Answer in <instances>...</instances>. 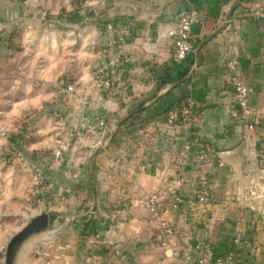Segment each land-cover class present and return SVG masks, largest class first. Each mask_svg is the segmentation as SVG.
Wrapping results in <instances>:
<instances>
[{"label":"crops","instance_id":"obj_1","mask_svg":"<svg viewBox=\"0 0 264 264\" xmlns=\"http://www.w3.org/2000/svg\"><path fill=\"white\" fill-rule=\"evenodd\" d=\"M191 6L203 11L204 21L194 26L188 59L175 63L167 31ZM124 9L131 16L115 24L118 32L131 35L123 48L130 56L125 74L131 82L127 92L111 93L92 80L110 55L111 31L104 25L69 24L48 34L29 28L27 2L0 0V195H12V186L38 184L36 171L44 169L56 217L72 219L58 220L54 235L26 241L17 264H45L46 258L51 264H89L90 259L104 264L108 256L113 264H179L169 256L170 247L190 249L193 234L202 229L190 212L200 144L216 152L205 236L226 252L236 234L244 235L250 238L243 246L244 264H264V19L258 16L264 0H131L130 7L120 6ZM47 38L53 46L48 61L26 57L40 51L30 46L41 47ZM233 55L255 88L259 122L253 130H245L232 99L226 63ZM61 80L75 83L76 91L68 93ZM190 97L198 104L191 137L198 141L180 163L186 129L170 130L167 115ZM32 109H38L30 118L34 138L15 152L16 143L3 132L19 134L15 123ZM100 117L107 119L105 131L94 125ZM72 129L79 135L72 136L63 156L43 165L44 149L54 150L56 138ZM175 176L182 179L177 189L185 198L179 209L164 214L171 225L166 230L152 219L147 201L158 193L159 206L167 209ZM38 189L34 197L39 198ZM185 212L190 219L184 220Z\"/></svg>","mask_w":264,"mask_h":264},{"label":"built area","instance_id":"obj_2","mask_svg":"<svg viewBox=\"0 0 264 264\" xmlns=\"http://www.w3.org/2000/svg\"><path fill=\"white\" fill-rule=\"evenodd\" d=\"M258 16L264 19V11L259 12ZM204 21V13L201 9L191 6L188 10L178 15L173 26L167 31V36L171 40L172 60L175 63H181L188 59L190 53L194 50L193 32L196 24ZM127 41L124 36L113 42L110 49L109 57L96 67L93 72L92 80L97 87L114 93L116 90L127 92L130 87V77L126 76L130 56L124 51ZM226 71L230 77L232 86V99L238 110L239 119L245 130H253L259 122V115L253 106L252 95L255 88L244 78L243 72L239 65V59L236 55L231 56L226 63ZM68 93L75 91V84L61 80ZM198 104L193 98H187L180 102L175 108L169 111L167 115V125L170 130L178 126H184L186 129V137L178 151V159L180 163L189 157L192 153L193 145L198 141L193 140L192 134L195 122L197 120ZM95 127L101 131L107 128V119L100 117L96 120ZM3 135L8 133L3 132ZM68 136L60 135L56 139V147L52 152L53 159H59L63 156L68 144ZM215 151L211 145L200 144L195 155V184L196 190L193 194L191 216L199 217L202 229L193 234L191 246L188 250H182L178 245L170 247L169 256L178 259L179 264H244L243 246L249 242L248 237L236 234L233 237V247L221 252L213 241L205 236L207 229V210L208 206L213 202L212 179H213V162L215 159ZM147 163L140 165L142 171L147 170ZM37 171H41L40 168ZM41 180V173H37ZM42 175V174H41ZM39 180V181H40ZM173 186L170 192L174 198L167 209H161L159 206L160 195L154 193L147 201V206L152 213V219L160 223V225L168 230L171 229L170 223L164 219L166 212L179 209L180 204L184 202L185 193L181 192L177 187L182 184V179L175 176ZM202 209V213L198 214V209ZM188 212L183 213L184 220L190 219ZM71 221V218H66ZM89 245H95L93 239L89 238ZM50 264V261L48 262ZM89 264H97L93 260H88ZM104 264H113L111 256L106 258Z\"/></svg>","mask_w":264,"mask_h":264},{"label":"rangeland","instance_id":"obj_3","mask_svg":"<svg viewBox=\"0 0 264 264\" xmlns=\"http://www.w3.org/2000/svg\"><path fill=\"white\" fill-rule=\"evenodd\" d=\"M21 1V0H19ZM23 2H27L31 10L28 12V20L30 29H41L45 33L50 34L52 28H68L69 24H74V28H83L87 24H96L97 27H106L110 33V39L107 43V48L110 50L112 48L113 42L118 40L120 37L124 36V39L127 41L129 39L130 32H118L116 29V20L120 17H130L131 13L128 11L120 10V6L125 3L126 6L131 5V0H22ZM79 17V22H73V19ZM128 35V36H127ZM31 44V43H30ZM41 47H35L34 45L30 46L29 49L32 51L33 49L39 48L40 51H34L35 53L28 52L26 53V57L30 58V56L40 55L41 59L47 56L46 59H40L41 62L48 61L51 56V50L53 49L52 43L49 38L43 43H38ZM20 48V47H18ZM111 51V50H110ZM109 51V52H110ZM21 52V49H20ZM46 52V54H45ZM21 57H24L21 55ZM20 57V58H21ZM23 59V58H22ZM29 61V59H26ZM100 65V64H99ZM96 69V68H95ZM75 84V83H74ZM75 91L77 85L75 84ZM83 88V86L78 87ZM74 91V92H75ZM73 92V93H74ZM38 109H32L30 112L25 113L24 116L21 117V120L17 121L15 127L17 131H23L19 134L11 135L7 137L13 143H16L15 152L18 151V146H23L25 142H31L34 138V123L30 119L32 116L38 115ZM59 116L64 118V115L57 112ZM94 125H96L94 123ZM78 129H72L70 135H68V142L71 139L79 135ZM8 133V132H7ZM12 133V132H11ZM9 135V133H8ZM73 136V137H72ZM57 139V138H56ZM56 143V140H55ZM69 144V143H68ZM69 146V145H68ZM67 146V147H68ZM67 149V148H66ZM20 150V149H19ZM53 149H44L40 158L43 162V165L51 164L54 160L52 156ZM49 168V167H48ZM36 171L37 173H41L38 180V184L36 182L31 186H12L11 194L8 197H1L0 195V264H5L6 262V253L7 246L10 241L9 236L11 238L18 233L24 226H26L30 219L35 216L37 213L41 212L43 209L49 214V226H48V235H54L56 231H59L60 228L55 230L54 224L57 221H65L66 218H57V213L54 211L53 206L55 202L53 201V197L51 196V190L49 185V177L46 170ZM36 185L38 189L39 198L34 194L36 193ZM1 192V188H0ZM26 196H23V194ZM43 195V196H41ZM71 222V221H69ZM62 224V223H60ZM59 224V226H60ZM56 225V224H55ZM56 235V234H55ZM56 239V236H55ZM57 240V239H56ZM69 247V244L67 245ZM51 260L46 258L45 264H49L48 262Z\"/></svg>","mask_w":264,"mask_h":264},{"label":"water","instance_id":"obj_4","mask_svg":"<svg viewBox=\"0 0 264 264\" xmlns=\"http://www.w3.org/2000/svg\"><path fill=\"white\" fill-rule=\"evenodd\" d=\"M49 214L43 209L30 219L29 223L9 241L5 264H17L16 259L21 246L29 239L48 232Z\"/></svg>","mask_w":264,"mask_h":264},{"label":"trees","instance_id":"obj_5","mask_svg":"<svg viewBox=\"0 0 264 264\" xmlns=\"http://www.w3.org/2000/svg\"><path fill=\"white\" fill-rule=\"evenodd\" d=\"M75 18V17H74ZM80 21V19H79V17H76L75 19H73V22H79Z\"/></svg>","mask_w":264,"mask_h":264}]
</instances>
